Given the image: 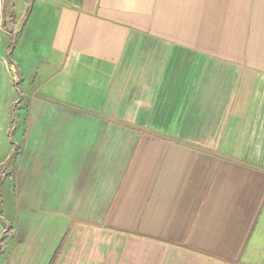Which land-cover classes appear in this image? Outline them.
Instances as JSON below:
<instances>
[{"label": "crops", "instance_id": "obj_1", "mask_svg": "<svg viewBox=\"0 0 264 264\" xmlns=\"http://www.w3.org/2000/svg\"><path fill=\"white\" fill-rule=\"evenodd\" d=\"M49 1L62 10L46 94L103 98L120 123L188 152L170 143L172 164L156 165L128 150V132L114 142L113 121L49 125L42 102L0 109L17 156L8 191L33 193L39 177L59 195L55 215L15 220L25 230L0 217V264H264V0ZM4 70L1 88L18 81ZM52 129L71 140L34 151V133Z\"/></svg>", "mask_w": 264, "mask_h": 264}, {"label": "rangeland", "instance_id": "obj_2", "mask_svg": "<svg viewBox=\"0 0 264 264\" xmlns=\"http://www.w3.org/2000/svg\"><path fill=\"white\" fill-rule=\"evenodd\" d=\"M6 1L4 6V32L0 39V71L8 75V71H5L4 67L8 68V70L9 68H14V73L18 74V81L12 83L7 80L5 84L3 83L2 88L0 85V109L2 112L7 108L9 110L15 107L19 109L24 106H30L33 102H42L43 106L48 105L49 108L50 115L47 122L49 125L53 122H68L70 119L75 122L113 121L118 123L113 125L114 128L118 127L117 130H114L116 134L114 142L116 139L119 141L122 138L123 134L121 133L128 132L129 138H132V140L129 139L131 141L129 143L132 144L136 137V142L139 143L131 148L129 146L128 150L131 152V149H135L136 154L159 155V158L154 162L156 165L172 164V161L169 158L167 159L168 156H165L167 155L166 151L170 152V143H178L177 146L180 149L188 152V144L176 137L162 135L161 131L147 129L144 126L120 123L118 117L106 113V108H103V98L97 99L96 107H91L88 99H84L80 103L77 96L70 95L72 92L65 91L59 95L46 94L44 88H42L43 83L59 70V65L53 59L51 52V41L58 25L56 15L62 9L58 10V4L49 0ZM7 11L20 21L16 28H10L9 24L14 23V20L11 19V21L6 17ZM58 107L64 108L66 114L61 115V111L57 110ZM71 132L68 129L64 131L52 129L41 133L36 132L33 135L35 144L33 150L39 151L40 140L47 137H57L64 139L61 140L63 142H69L71 140ZM180 136L183 139L188 138V131L186 136L182 132ZM11 142H14L12 135L10 138L7 136L0 138V217H9L13 229L23 228L22 230H25L28 225H15V220L36 219L38 217L45 219L48 217L47 215H55L57 212L56 207L59 205V195L56 193L50 195L52 198L48 200V195L40 193L41 179L39 177L34 178L33 185L35 188H32L34 189L33 193H23L21 188L16 191L13 189L8 191V185L12 183L13 166L17 158L14 155L15 147L12 150ZM104 143L106 141L102 140L99 144L102 145ZM102 151H104V146ZM170 154L173 155L171 152ZM4 156H7L5 161H3ZM38 162L40 161H34L33 166L38 165ZM18 164L19 162H16V165ZM39 223L40 221L32 227L34 233L40 230ZM6 228L9 230V226H6Z\"/></svg>", "mask_w": 264, "mask_h": 264}, {"label": "built area", "instance_id": "obj_3", "mask_svg": "<svg viewBox=\"0 0 264 264\" xmlns=\"http://www.w3.org/2000/svg\"><path fill=\"white\" fill-rule=\"evenodd\" d=\"M5 2H6V0H0V39H1V35L4 32V23H5L4 6H5Z\"/></svg>", "mask_w": 264, "mask_h": 264}, {"label": "trees", "instance_id": "obj_4", "mask_svg": "<svg viewBox=\"0 0 264 264\" xmlns=\"http://www.w3.org/2000/svg\"><path fill=\"white\" fill-rule=\"evenodd\" d=\"M11 133H12V132L10 131V135H11Z\"/></svg>", "mask_w": 264, "mask_h": 264}]
</instances>
